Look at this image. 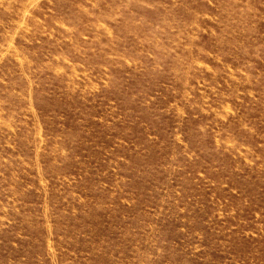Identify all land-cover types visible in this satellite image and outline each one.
I'll return each instance as SVG.
<instances>
[{"label": "rangeland", "instance_id": "obj_1", "mask_svg": "<svg viewBox=\"0 0 264 264\" xmlns=\"http://www.w3.org/2000/svg\"><path fill=\"white\" fill-rule=\"evenodd\" d=\"M0 264H264V0H0Z\"/></svg>", "mask_w": 264, "mask_h": 264}]
</instances>
